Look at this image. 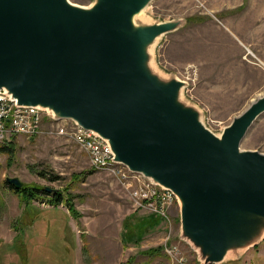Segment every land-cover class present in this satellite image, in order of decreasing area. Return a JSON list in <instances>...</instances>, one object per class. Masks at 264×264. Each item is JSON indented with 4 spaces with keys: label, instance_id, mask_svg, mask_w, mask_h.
<instances>
[{
    "label": "water",
    "instance_id": "95a60500",
    "mask_svg": "<svg viewBox=\"0 0 264 264\" xmlns=\"http://www.w3.org/2000/svg\"><path fill=\"white\" fill-rule=\"evenodd\" d=\"M148 1L92 0L80 10L65 0H0V92L91 130L113 161L171 190L180 234L201 264L219 262L264 232V153L239 147L264 93L219 134L209 131L181 98L179 78L155 83L139 69L160 34L181 23L147 22L142 11L134 25ZM4 181L23 184L15 175Z\"/></svg>",
    "mask_w": 264,
    "mask_h": 264
},
{
    "label": "rangeland",
    "instance_id": "374dc122",
    "mask_svg": "<svg viewBox=\"0 0 264 264\" xmlns=\"http://www.w3.org/2000/svg\"><path fill=\"white\" fill-rule=\"evenodd\" d=\"M68 1L87 7L92 0ZM143 14L147 22L181 20L160 34L151 60L142 64L150 63L160 82L179 78L181 98L212 133L264 93V0H149ZM176 96L179 101L178 91ZM8 140L13 156L0 151V264H201L180 234L176 202L167 218L135 207L118 179L90 167L84 151L65 135L15 134ZM239 147L264 153V111ZM12 175L26 185L70 194L75 214L62 202L48 203V195L24 207L19 193L2 182ZM231 250L229 258L208 264H264V232Z\"/></svg>",
    "mask_w": 264,
    "mask_h": 264
},
{
    "label": "built area",
    "instance_id": "2783aa9c",
    "mask_svg": "<svg viewBox=\"0 0 264 264\" xmlns=\"http://www.w3.org/2000/svg\"><path fill=\"white\" fill-rule=\"evenodd\" d=\"M38 133L69 137L87 155L90 167L107 171L118 179L127 189L135 207H144L149 212L167 218L168 209L175 204L171 190L113 161L106 142L91 130L68 118H50L38 107L15 104L14 100L0 92V141L8 142L15 134L30 136ZM163 250L168 255L174 252L167 245Z\"/></svg>",
    "mask_w": 264,
    "mask_h": 264
},
{
    "label": "trees",
    "instance_id": "16d2710c",
    "mask_svg": "<svg viewBox=\"0 0 264 264\" xmlns=\"http://www.w3.org/2000/svg\"><path fill=\"white\" fill-rule=\"evenodd\" d=\"M6 151L8 154V158L13 156V145L12 142L9 140L8 142H4L2 145H0V151ZM38 174L43 175L42 171L40 170H35ZM5 183L4 179L2 181ZM7 186L14 190L16 193H19L20 195V201L24 202V207L26 206L25 204H28V202L33 199V198H44L41 197L42 195H48L46 197V201L52 205H56L58 203H63V205L68 209V211L71 214H75L74 208H73V202L71 201V196L68 193L62 194L61 190H55L54 192L51 191H46L43 189V187L37 186V185H29V184H22L19 188H14L11 185ZM67 186L64 187V192L67 190ZM153 222L157 221V217L152 219ZM144 221V220H143Z\"/></svg>",
    "mask_w": 264,
    "mask_h": 264
},
{
    "label": "bare ground",
    "instance_id": "6f19581e",
    "mask_svg": "<svg viewBox=\"0 0 264 264\" xmlns=\"http://www.w3.org/2000/svg\"><path fill=\"white\" fill-rule=\"evenodd\" d=\"M65 1L67 2L68 5L76 8V9H80V10H87V9H90L94 6V4L89 5L87 7L79 6V5H74V4L70 3L68 0H65ZM142 11H143V9H141L140 12L136 13L134 16H132L130 18V20L132 21V23L134 25L138 24V19L141 17ZM156 36H157V34L152 39H155ZM139 45H140L139 49L142 48V50H144V51L149 50L150 43H144V44H139ZM139 69L142 70V72H144L145 74L149 75L152 78V80H154L155 83L160 82L162 79V78H160L161 76L160 77L158 76V74L155 75L156 73L154 72V69H152L150 63L149 64L140 63ZM176 99H177V96H176V92H175V94L173 93V95H172V100L177 106H179V101H177Z\"/></svg>",
    "mask_w": 264,
    "mask_h": 264
}]
</instances>
